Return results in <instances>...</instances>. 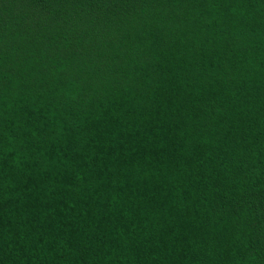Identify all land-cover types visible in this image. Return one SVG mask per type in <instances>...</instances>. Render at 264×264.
Segmentation results:
<instances>
[{"label":"trees","instance_id":"trees-1","mask_svg":"<svg viewBox=\"0 0 264 264\" xmlns=\"http://www.w3.org/2000/svg\"><path fill=\"white\" fill-rule=\"evenodd\" d=\"M0 264H264V0H0Z\"/></svg>","mask_w":264,"mask_h":264}]
</instances>
